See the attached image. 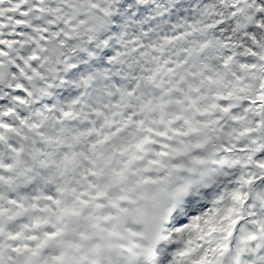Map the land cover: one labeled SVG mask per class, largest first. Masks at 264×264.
<instances>
[{
	"label": "snow or ice",
	"instance_id": "6c2138e0",
	"mask_svg": "<svg viewBox=\"0 0 264 264\" xmlns=\"http://www.w3.org/2000/svg\"><path fill=\"white\" fill-rule=\"evenodd\" d=\"M0 264H264V0H0Z\"/></svg>",
	"mask_w": 264,
	"mask_h": 264
}]
</instances>
